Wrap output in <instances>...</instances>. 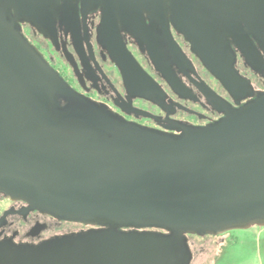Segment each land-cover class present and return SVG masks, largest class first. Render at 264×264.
<instances>
[{
  "label": "water",
  "instance_id": "water-1",
  "mask_svg": "<svg viewBox=\"0 0 264 264\" xmlns=\"http://www.w3.org/2000/svg\"><path fill=\"white\" fill-rule=\"evenodd\" d=\"M99 4L102 33L110 21L171 15L231 92L239 81L225 37L247 52L253 45L237 34L241 20L264 31V0H82L84 8ZM60 9V0H0V191L58 218L104 227L38 244L0 242V264H189L186 234L264 226V93L230 110L206 85L224 116L181 127L178 138L119 122L96 106L60 109L55 94L75 92L17 23L55 40ZM252 32L262 44L264 35ZM117 35L115 28L111 55L125 83L149 78ZM128 226L167 232L118 229Z\"/></svg>",
  "mask_w": 264,
  "mask_h": 264
},
{
  "label": "flooded vegetation",
  "instance_id": "flooded-vegetation-1",
  "mask_svg": "<svg viewBox=\"0 0 264 264\" xmlns=\"http://www.w3.org/2000/svg\"><path fill=\"white\" fill-rule=\"evenodd\" d=\"M60 5L55 18V40L29 22H17L21 35L75 92V96L55 94L60 109L96 106L119 122L178 138L184 132L181 127L212 125L224 116L225 112L216 107V99L206 85L228 103L230 110L264 93V38L260 44L252 32L262 37L264 31L251 29L244 20L240 22L241 28L239 24L236 27L237 34L244 32L253 49L245 52L230 35L225 37L231 50L232 71L239 81L231 86V92L195 54L183 33L173 26L171 15H164V20L142 15L137 22L110 21L108 32L102 33L100 4L84 8L82 0H60ZM236 16L239 21L240 16L248 17ZM135 25L139 28H133ZM115 28L120 42L150 79L139 74L141 80L137 84L125 83L121 67L111 55L116 43ZM106 40H112L109 46ZM103 227L58 218L0 191V242L8 241L16 246L38 244L55 236ZM118 229L167 232L147 226ZM207 236L215 235H185L192 253L189 264L194 261L195 250L204 251L196 245V237Z\"/></svg>",
  "mask_w": 264,
  "mask_h": 264
},
{
  "label": "rangeland",
  "instance_id": "rangeland-1",
  "mask_svg": "<svg viewBox=\"0 0 264 264\" xmlns=\"http://www.w3.org/2000/svg\"><path fill=\"white\" fill-rule=\"evenodd\" d=\"M196 240V245L204 251L195 250L192 264L264 263V226L231 229Z\"/></svg>",
  "mask_w": 264,
  "mask_h": 264
},
{
  "label": "crops",
  "instance_id": "crops-1",
  "mask_svg": "<svg viewBox=\"0 0 264 264\" xmlns=\"http://www.w3.org/2000/svg\"><path fill=\"white\" fill-rule=\"evenodd\" d=\"M261 231H263V229H262ZM263 264H264V263H263Z\"/></svg>",
  "mask_w": 264,
  "mask_h": 264
}]
</instances>
